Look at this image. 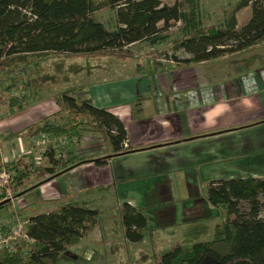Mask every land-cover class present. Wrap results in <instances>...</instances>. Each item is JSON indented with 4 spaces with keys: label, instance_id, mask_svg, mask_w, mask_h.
Wrapping results in <instances>:
<instances>
[{
    "label": "crops",
    "instance_id": "0c3cea01",
    "mask_svg": "<svg viewBox=\"0 0 264 264\" xmlns=\"http://www.w3.org/2000/svg\"><path fill=\"white\" fill-rule=\"evenodd\" d=\"M160 45L135 43L128 57L33 55V68H3L8 75L19 73L20 81L0 95V229L60 203L103 212L126 202L143 214L146 230H179L186 222L198 229L190 236L184 228L187 242L211 224L220 226L218 210L204 196L207 182L264 177V39L240 52L190 63L165 57ZM182 55L178 58L187 57ZM61 84L69 91L54 90ZM60 94L88 99L119 118L125 150L111 153L89 129L77 143L46 133L39 139L33 126L64 122L56 102ZM48 153L64 159L43 172L51 165ZM4 163L14 169L5 170ZM38 205L47 207L38 212ZM109 220L104 235L113 232ZM118 243L136 244L126 241L122 230Z\"/></svg>",
    "mask_w": 264,
    "mask_h": 264
},
{
    "label": "trees",
    "instance_id": "16d2710c",
    "mask_svg": "<svg viewBox=\"0 0 264 264\" xmlns=\"http://www.w3.org/2000/svg\"><path fill=\"white\" fill-rule=\"evenodd\" d=\"M101 7L112 12L110 29L93 17ZM245 8L249 16L239 25L237 13ZM203 21L199 0H0V68L40 54L128 57L129 47L138 42H169L172 51L187 55H173V61L210 60L264 39V0H237L216 23ZM174 25H178L176 35L169 38L167 30ZM56 102L64 122L33 126L35 134L73 138L77 143L81 132L89 129L102 136L111 153L125 150L123 123L110 111L68 94H60ZM47 155L51 165L43 172H51L64 159ZM2 166L14 169L10 164ZM15 180L13 176L9 185ZM204 196L221 208L215 236L186 246L176 244L162 252L155 264H264V177L211 180ZM98 212L81 204L60 203L27 217L21 227L26 238L15 240L10 251L0 249V264H57L67 259L64 251L99 224ZM119 219L124 239L140 241L143 214L124 202Z\"/></svg>",
    "mask_w": 264,
    "mask_h": 264
},
{
    "label": "rangeland",
    "instance_id": "374dc122",
    "mask_svg": "<svg viewBox=\"0 0 264 264\" xmlns=\"http://www.w3.org/2000/svg\"><path fill=\"white\" fill-rule=\"evenodd\" d=\"M163 2H169V0H162ZM200 6L202 8V14L204 16V24H210V23H216L220 18L221 15L230 9L232 5H234L237 0H199ZM239 25L240 23H243L246 18L249 16V9L245 8L237 13ZM93 17L101 22L106 29H110V27L113 25L112 20V12L107 9L106 7L98 8L94 13ZM179 24V23H177ZM178 25L171 26L169 30H167V34L169 38L174 37L176 35V27ZM145 45V44H144ZM161 51L164 53L165 57L172 56H180L182 57V51H172L171 45L169 42L161 43ZM46 56V55H45ZM44 56V62L46 61V57ZM57 56V55H55ZM91 56H100L101 55H91ZM63 56L59 55L57 58H62ZM29 59L28 64L26 62H23V64L19 63L17 64V68H19L21 65H28L30 68H33L34 66L31 65V62L35 60V57H28ZM46 69V66H44ZM8 68H15L16 67H6ZM6 69L0 68V95H4L6 93L7 86L12 83H19L20 81V74L14 73L12 75L5 74ZM66 84H61L59 87L54 88L55 91L59 93H63L65 91H69V89L66 88ZM13 95H17L18 91L14 89L12 91ZM60 155L64 153L65 146L62 143L59 146ZM30 162V161H29ZM32 165L35 164V160L30 162ZM46 205H38L35 207V209L38 212L45 211ZM219 212V221L221 225L222 221V215H221V208H217ZM6 210V209H5ZM10 210H6V214H9ZM100 222L96 225L93 229L88 231L84 237H82L79 240V243L71 246L69 249L64 251V255L67 259L61 260L57 264H155L156 259L160 256V254L164 251L169 250L173 247V244L175 241H178L180 238L184 239L181 242L183 244L180 245H189L191 243L197 242V241H207L211 240L216 233V230L214 229V224L209 225L208 227L210 229H207L203 234H200V238H194L191 240H188L186 242V239H189L190 237L186 238L183 236L185 233V229L190 231V236L196 235L199 230L196 228H190L188 223L185 224H179L178 229L179 230H160V229H154V230H146L143 229L142 231V238L138 242H134L136 244L134 245H125L118 243L119 242V235L121 232V224L119 219V208H115L113 206H110L107 208V210H103L98 212ZM110 217L112 223L113 221H116V227L115 225L112 226V223H110L109 220V226L113 230V232H109L107 230L104 235V229L103 224L104 221ZM22 218H18L17 222H14V225L17 227V225H21L23 223ZM217 220V219H216ZM216 223V221H214ZM99 226V227H98ZM197 226V225H196ZM220 227V226H219ZM11 229H5L0 230V235H5L10 232ZM110 233V234H109ZM180 233L179 238H175V234L178 235ZM102 235V236H100ZM183 236V237H181ZM113 237L117 238V242L112 244L105 243L107 241L106 238Z\"/></svg>",
    "mask_w": 264,
    "mask_h": 264
},
{
    "label": "built area",
    "instance_id": "2783aa9c",
    "mask_svg": "<svg viewBox=\"0 0 264 264\" xmlns=\"http://www.w3.org/2000/svg\"><path fill=\"white\" fill-rule=\"evenodd\" d=\"M38 136L39 139H43V134H38ZM71 139L73 140V138ZM123 146L126 147V141H124ZM23 223L20 226L17 225V227L13 225L12 227L8 228L11 229L9 233L0 235V249L5 248L6 250L10 251L13 248L15 240L26 238V235L21 230Z\"/></svg>",
    "mask_w": 264,
    "mask_h": 264
}]
</instances>
